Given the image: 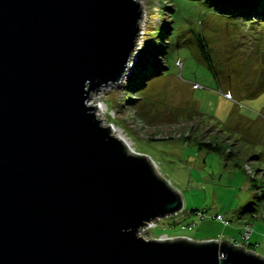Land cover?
I'll return each instance as SVG.
<instances>
[{"label": "water", "instance_id": "95a60500", "mask_svg": "<svg viewBox=\"0 0 264 264\" xmlns=\"http://www.w3.org/2000/svg\"><path fill=\"white\" fill-rule=\"evenodd\" d=\"M141 15L138 0H0V264H264L232 241L141 236L181 195L89 105L128 72Z\"/></svg>", "mask_w": 264, "mask_h": 264}, {"label": "rangeland", "instance_id": "374dc122", "mask_svg": "<svg viewBox=\"0 0 264 264\" xmlns=\"http://www.w3.org/2000/svg\"><path fill=\"white\" fill-rule=\"evenodd\" d=\"M138 3L140 33L127 75L93 98L105 106V126L127 136L133 152L146 156L181 195L178 218L159 219L156 229L141 236L169 239L193 236L202 229L200 236L206 240L232 241L264 258V200L253 198L249 176L258 169L264 174V19L223 8L216 1ZM158 27L165 30L154 44L149 35ZM145 55L148 65L143 77L139 75L142 80L132 85ZM191 126L197 130L192 136H200L207 127L211 128L207 137L221 131L220 140L241 148L248 159L244 172L216 153L198 150L194 141H181ZM257 178L264 192V177ZM251 201L258 212L244 224L248 215L238 218L237 211ZM191 210L204 211V221L215 224L201 221L193 232L183 230L187 225L183 217ZM217 215L229 224L211 219ZM245 225L251 230L250 241L240 244Z\"/></svg>", "mask_w": 264, "mask_h": 264}, {"label": "trees", "instance_id": "16d2710c", "mask_svg": "<svg viewBox=\"0 0 264 264\" xmlns=\"http://www.w3.org/2000/svg\"><path fill=\"white\" fill-rule=\"evenodd\" d=\"M215 1L217 2L216 4H220V6L223 8L224 7L233 8L237 10L238 13L246 14L250 18L259 17V18L264 19V0H206V2H215ZM163 30H165V28L158 27L154 29L153 33L151 31L149 35V39H152V43L155 44L156 42H159V38L162 37L161 35H162ZM198 42L200 43L199 40ZM199 47L202 50V53L205 55L204 48L202 47L201 44L199 45ZM144 58L139 63V68H138L139 70L137 71V73L135 74V76L133 77L131 81L132 85H135V84L139 85V81L142 80V78L139 77V75L143 77V73L141 72L143 71V69L147 68L148 55H145ZM188 120L192 121L194 119L190 118ZM198 122L200 124L202 123L200 121ZM194 130H196V128L193 129L192 126L189 127V130L187 131V136L183 137L182 138L183 140L181 141L183 142L194 141L198 150H205L208 153H216L222 156L223 158H225L226 161L231 162L235 167H238L240 170L244 172V167H246L248 163V159L246 158L245 153L241 150V148H238V149L235 148L236 144L230 145V144H227L228 141L226 139L220 140L218 138V134H220L221 131H218L219 133H216L215 135L211 137H207L206 135L207 133L209 134V132H211V128L206 127V131L203 134L201 133L200 136L196 137V136H192V134L194 133ZM232 147H234V149ZM249 176H250V188L254 191L253 198L264 200V192L261 191V187L258 184V178H257L258 176L264 177L263 172L261 173V170L258 169V170H255L254 173H252ZM254 206H255L254 201H251L249 205L239 208V210L237 211L238 218L243 219L246 215H248V218L246 219L244 224H250L249 222L250 219L254 218L255 214L258 212V210L254 208ZM197 212L204 213V211L191 210L189 214L195 215ZM197 224H198V221H197ZM185 228L189 229V226ZM248 246H251V244Z\"/></svg>", "mask_w": 264, "mask_h": 264}, {"label": "built area", "instance_id": "2783aa9c", "mask_svg": "<svg viewBox=\"0 0 264 264\" xmlns=\"http://www.w3.org/2000/svg\"><path fill=\"white\" fill-rule=\"evenodd\" d=\"M177 66H178V68H180V67L182 66V64H181V63H178ZM225 97H226V99H229V100L232 99V97H231L230 95H225ZM249 172H250V171H249ZM248 174H251V172L248 173ZM175 216H177V215H175ZM204 218H205V214H204V213H203V214H202L201 212L198 213L197 216H196V219L190 223V225H189V229L195 227L196 224H197V221H198V220H201V219H204ZM211 219L214 220V221H218V222H220L221 224H223V225H225V226L229 224V221L224 220L221 216H218V215H217V216H214V217H211ZM158 221H159V220L148 223V224L146 225V227L142 230L141 234H142L145 230H149V231H151V230L156 229V228H157V222H158ZM250 235H251L250 227H249L248 225H245V226H244V233H243V240H242V243H240V244H243V243H246V242L248 243V242L250 241ZM161 238H163V237H161ZM166 238H167V237L165 236L164 239H166ZM235 242H236V241H235ZM237 243H238V242H237Z\"/></svg>", "mask_w": 264, "mask_h": 264}, {"label": "bare ground", "instance_id": "6f19581e", "mask_svg": "<svg viewBox=\"0 0 264 264\" xmlns=\"http://www.w3.org/2000/svg\"><path fill=\"white\" fill-rule=\"evenodd\" d=\"M127 75V74H126ZM125 75V76H126ZM93 97H96V95H92L90 100H89V105L92 107L97 106V109H95V115L97 117L98 120H101V123L103 125H105L102 120H103V114L105 113V106L102 103L97 102ZM110 131L111 134L118 140L121 141L122 144L125 145V148L130 151L133 152L132 147H131V141L128 139L127 136H125L123 133H121V131L119 129H117L116 127H110Z\"/></svg>", "mask_w": 264, "mask_h": 264}, {"label": "crops", "instance_id": "0c3cea01", "mask_svg": "<svg viewBox=\"0 0 264 264\" xmlns=\"http://www.w3.org/2000/svg\"><path fill=\"white\" fill-rule=\"evenodd\" d=\"M186 211H184V213H185ZM178 216L179 215H177V218H178ZM170 218H175V216H173V217H170ZM184 219H183V221L184 220H187V222L185 221V223L187 224L186 226H189L190 225V223L192 222V221H194L195 219H196V216L195 215H192V214H189V212H186V215L183 217ZM204 220H206V219H203V220H198V224H199V222H201V221H204ZM216 222H218V221H216ZM204 223H206V224H215V223H209V222H206V221H204ZM220 223V222H219ZM197 224V225H198ZM176 225H179L178 223L176 224ZM175 226V225H174ZM185 226V227H186ZM212 226V225H211ZM223 226H225V225H223ZM185 227L183 226V230L185 229ZM197 227V226H196ZM169 228H171V226L169 227ZM192 230H194V229H189V231H191V232H193ZM202 229H200L196 234H194L193 236L192 235H182L181 237H186V238H188V239H192V240H201V241H203V240H206L205 238H204V236L202 237V236H200V231H201ZM210 231H212V228H210L209 229V232H208V235H209V233H210ZM204 232V231H203ZM205 233V232H204ZM212 233V232H211ZM225 233V232H224Z\"/></svg>", "mask_w": 264, "mask_h": 264}]
</instances>
